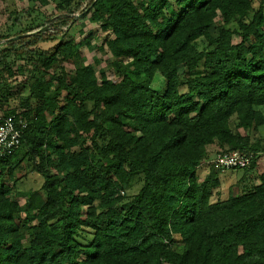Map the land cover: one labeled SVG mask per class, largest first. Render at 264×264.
<instances>
[{"label": "trees", "instance_id": "trees-1", "mask_svg": "<svg viewBox=\"0 0 264 264\" xmlns=\"http://www.w3.org/2000/svg\"><path fill=\"white\" fill-rule=\"evenodd\" d=\"M82 3L111 32L117 80L42 24L6 48L34 75L2 114L25 127L0 156V264H264V174L244 181L264 154L249 135L264 125V0H56L57 20ZM47 40L57 43L29 49ZM210 145L253 154L228 170L243 172L237 194L220 196L215 163L199 180ZM23 161L39 189H17ZM135 175L139 190L121 195Z\"/></svg>", "mask_w": 264, "mask_h": 264}, {"label": "rangeland", "instance_id": "rangeland-1", "mask_svg": "<svg viewBox=\"0 0 264 264\" xmlns=\"http://www.w3.org/2000/svg\"><path fill=\"white\" fill-rule=\"evenodd\" d=\"M31 1V0H0V83H6L4 90L0 91V115L4 114L5 110L13 107H18V103L29 95L28 85L31 82L32 67L27 64L25 56H17L12 52L5 55L6 48L11 46L16 39H24L28 33L23 32L29 25L42 24V28H50L53 31H62L64 41H73L76 49V61L79 64H92L95 74L99 78L100 70L103 69L109 79L117 80V76L112 68L108 65L111 60V55L106 45V39L111 37L110 30H103L101 21H92L90 13L84 8L87 3H82L79 9L73 14L74 19L70 23L60 22L57 19L63 12H58L55 9L56 0ZM259 0H253V6L258 7ZM220 20V17L217 18ZM55 29V30H54ZM35 29L34 31H36ZM61 33V34H62ZM234 43L240 41V38L235 35L232 38ZM28 41V40H27ZM57 43V40H47L36 43L29 49L48 50ZM199 48L205 45L200 40L197 42ZM17 49V48H16ZM37 51V50H36ZM67 72L73 71L71 62L64 63ZM10 68L11 75H9ZM42 71L40 68L37 72ZM56 66L49 72L54 73ZM8 100V103H7ZM235 118L230 120V126L234 128ZM249 135L252 140L256 138H264V125L255 130H249ZM208 159L198 169V178L202 180L208 172L210 165L215 163L214 159L222 150L220 147H207ZM229 169L222 170L219 175L221 180L220 196L226 197L229 188L232 189L231 194H237V189L234 185L242 178L243 172H232L229 174ZM264 174V154L257 159L255 168L249 172V176L244 179L245 182L251 181V184L259 183L260 176ZM16 187L20 191H29L39 189L43 184V177L31 168V164L23 161L15 174ZM142 181L139 175L133 176L128 186L122 190L121 195L129 198L133 196L140 188ZM249 184V183H248ZM13 198L14 195L12 194ZM217 198L216 196H214ZM214 198V199H215ZM20 203H23V197H18Z\"/></svg>", "mask_w": 264, "mask_h": 264}, {"label": "built area", "instance_id": "built-area-1", "mask_svg": "<svg viewBox=\"0 0 264 264\" xmlns=\"http://www.w3.org/2000/svg\"><path fill=\"white\" fill-rule=\"evenodd\" d=\"M24 127V119L0 115V156L9 155L19 147ZM252 158V153L230 151L217 154L214 162L226 170L248 167Z\"/></svg>", "mask_w": 264, "mask_h": 264}, {"label": "crops", "instance_id": "crops-1", "mask_svg": "<svg viewBox=\"0 0 264 264\" xmlns=\"http://www.w3.org/2000/svg\"><path fill=\"white\" fill-rule=\"evenodd\" d=\"M208 147H214L213 145H210V146H208ZM208 152V151H207Z\"/></svg>", "mask_w": 264, "mask_h": 264}, {"label": "water", "instance_id": "water-1", "mask_svg": "<svg viewBox=\"0 0 264 264\" xmlns=\"http://www.w3.org/2000/svg\"><path fill=\"white\" fill-rule=\"evenodd\" d=\"M33 33V32H32ZM31 34V33H30Z\"/></svg>", "mask_w": 264, "mask_h": 264}]
</instances>
